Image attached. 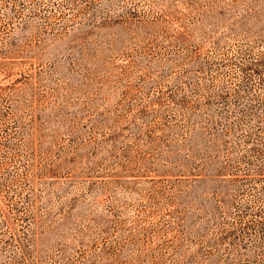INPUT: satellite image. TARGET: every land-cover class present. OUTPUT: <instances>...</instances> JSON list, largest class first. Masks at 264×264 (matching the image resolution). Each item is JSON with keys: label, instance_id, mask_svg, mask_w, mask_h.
I'll use <instances>...</instances> for the list:
<instances>
[{"label": "rangeland", "instance_id": "1", "mask_svg": "<svg viewBox=\"0 0 264 264\" xmlns=\"http://www.w3.org/2000/svg\"><path fill=\"white\" fill-rule=\"evenodd\" d=\"M0 264H264V0H0Z\"/></svg>", "mask_w": 264, "mask_h": 264}]
</instances>
